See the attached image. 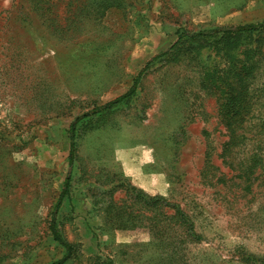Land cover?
I'll use <instances>...</instances> for the list:
<instances>
[{"label":"rangeland","instance_id":"obj_1","mask_svg":"<svg viewBox=\"0 0 264 264\" xmlns=\"http://www.w3.org/2000/svg\"><path fill=\"white\" fill-rule=\"evenodd\" d=\"M84 6L61 0L50 18L32 0H0V264L63 257L49 228L69 176L57 217L76 250L67 264H264V187L247 190L223 156L229 132L203 81L227 68L223 58L191 42L154 61L112 112L91 114L128 93L180 31L263 21L264 0H126L99 18ZM258 59L243 129L261 137L264 47ZM86 114L71 167L69 129ZM132 189L179 207L199 239L175 221L167 240L154 239Z\"/></svg>","mask_w":264,"mask_h":264},{"label":"trees","instance_id":"obj_2","mask_svg":"<svg viewBox=\"0 0 264 264\" xmlns=\"http://www.w3.org/2000/svg\"><path fill=\"white\" fill-rule=\"evenodd\" d=\"M61 0H32L34 9L37 13H47L49 17H57L53 10L56 4ZM77 0H68V6ZM126 0H85L84 9L93 17L104 16L106 12L123 8ZM54 21V19H50ZM179 33L176 43L167 51L155 56L146 67L134 79V84L128 93L109 102L103 107L95 108L91 114L104 116L112 112L113 108L122 103L127 98L136 94L148 67L160 59H174L178 56L185 46L191 42L199 43L198 49L210 47L215 56L223 58L228 65L224 69H214V66L207 71L206 77L203 79L208 86H213L217 92L220 101V115L223 125L229 132V141L223 146V156H231L230 166L232 171L238 173L237 178L243 179L247 184V190L252 189L254 182H259V187H264V136L257 137L251 134L249 129H243L244 121L249 117L253 109V103L250 97V84L254 78L255 70L259 64V57L264 47V20L256 23H246L241 25L216 27L209 30H201L195 33H188L182 30ZM89 114V115H91ZM88 114L76 118L70 126V156L69 164L74 166L77 141L76 127L79 122L89 116ZM264 128V124L262 125ZM208 159V158H207ZM205 168L204 174H206ZM221 176L218 183H221ZM71 188L70 176L64 181L63 190L60 194L58 202L50 222V234L53 242L63 250V257L52 264H67L75 255V246L69 243L60 233L58 223V212L60 211L63 201L69 196ZM135 192L134 203L146 208L151 212L148 218L147 226L153 233L154 239L161 242L167 240L171 235L169 221H175L181 225L182 232L186 236L192 238L193 241L198 240L194 225L190 218L179 207L167 203L161 197H149L141 192ZM137 192V193H136ZM121 210L124 206L116 207ZM164 209H173L172 215L168 216L163 212ZM126 207L123 209L125 210ZM121 223L125 221L120 219ZM129 221H136L130 219ZM173 231V230H171Z\"/></svg>","mask_w":264,"mask_h":264}]
</instances>
